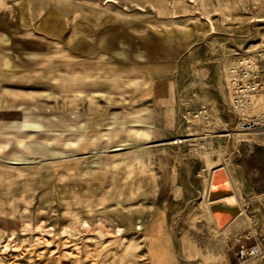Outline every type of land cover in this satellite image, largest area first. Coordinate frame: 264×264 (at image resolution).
Here are the masks:
<instances>
[{"label": "rangeland", "instance_id": "rangeland-1", "mask_svg": "<svg viewBox=\"0 0 264 264\" xmlns=\"http://www.w3.org/2000/svg\"><path fill=\"white\" fill-rule=\"evenodd\" d=\"M256 49L264 0H0V264H225L219 168L264 264V139L229 87Z\"/></svg>", "mask_w": 264, "mask_h": 264}, {"label": "built area", "instance_id": "built-area-1", "mask_svg": "<svg viewBox=\"0 0 264 264\" xmlns=\"http://www.w3.org/2000/svg\"><path fill=\"white\" fill-rule=\"evenodd\" d=\"M230 92V108L237 117L238 132L255 133L257 137L264 139V116L245 115V112L253 106L254 98L264 94V49L247 51L238 55L231 71ZM258 236L257 231H249L244 237L245 241H254V244L240 245L235 253L238 264L246 263L262 254Z\"/></svg>", "mask_w": 264, "mask_h": 264}, {"label": "bare ground", "instance_id": "bare-ground-1", "mask_svg": "<svg viewBox=\"0 0 264 264\" xmlns=\"http://www.w3.org/2000/svg\"><path fill=\"white\" fill-rule=\"evenodd\" d=\"M231 71H232V69L229 70V85H230ZM262 95H264V94H260V95H258V96H256L254 98L253 106L251 107V109H249L247 112H245L246 116L248 114H251V115L252 114H257L256 111H255L256 101H257V98H259ZM230 96H231V92H230ZM203 113L205 114V112H203ZM35 128L39 129L38 127H35ZM154 128L155 127H154L153 123L144 122L142 120H134V121L131 122L130 130L127 132V135H128V137H130V136L132 137V136H135L137 134V135H139L141 137H143V135H144L145 137L148 138V137H150L149 133L152 132L154 130ZM252 134H255V133H252ZM175 144H178V142L177 143L175 142ZM225 173H226V170L224 168H219V169L215 170L213 172V174H212V179H211V182H210V185H209V189H208L209 193H208V196H207V202H208V207L209 208H210V204L213 203V201H211L210 198H209L210 197V193L213 190H216V189H218V190H221V189L229 190L231 192V197H234L236 199L235 192H234V187L232 185V182H231V180L229 179V177ZM237 202H238V206H239V213H237V214L236 213H228V212H225V213H214V212H212L210 210V212H211V214L213 216V219L216 221V223H217V225L219 227L223 226L224 224H226L228 222V220L231 221L232 219H234L235 217H237L240 214L241 206H240L238 200H237ZM134 221L135 220L130 219V223L134 224ZM137 229L141 230L142 226H137Z\"/></svg>", "mask_w": 264, "mask_h": 264}, {"label": "crops", "instance_id": "crops-1", "mask_svg": "<svg viewBox=\"0 0 264 264\" xmlns=\"http://www.w3.org/2000/svg\"><path fill=\"white\" fill-rule=\"evenodd\" d=\"M237 200L240 201L239 198ZM240 203L241 202H239V204ZM240 206H241L240 214L237 217H235L234 219H232L231 221L228 220V222L226 224H224L221 229H218V225H217L216 221L213 219L211 212H209V216H210L211 220L213 221L215 228L218 231H221V233L225 235V238H226L225 241H227V245H226V248H225L223 254L219 255L220 257L221 256L224 257L225 264H238V262L235 259V253L237 250H239L240 245L245 244L247 246H251L254 244V241H245L244 240V237L248 234L249 231L252 230V227L247 224L245 219H242V213L245 211V209L242 206V203L240 204ZM261 214L262 213L260 211L259 214L257 213L254 215V219H256V225L254 228L255 231H257L261 228V224H262L261 220H263V217ZM213 255L215 257H217V254H213ZM246 263H243V264H246Z\"/></svg>", "mask_w": 264, "mask_h": 264}, {"label": "water", "instance_id": "water-1", "mask_svg": "<svg viewBox=\"0 0 264 264\" xmlns=\"http://www.w3.org/2000/svg\"><path fill=\"white\" fill-rule=\"evenodd\" d=\"M210 200L213 201L210 204V210L214 213H239L238 202L234 197H231L229 190H213L210 193ZM235 214V215H236Z\"/></svg>", "mask_w": 264, "mask_h": 264}]
</instances>
